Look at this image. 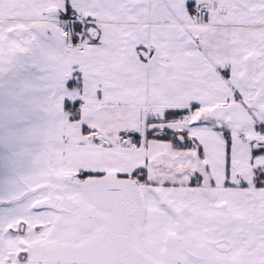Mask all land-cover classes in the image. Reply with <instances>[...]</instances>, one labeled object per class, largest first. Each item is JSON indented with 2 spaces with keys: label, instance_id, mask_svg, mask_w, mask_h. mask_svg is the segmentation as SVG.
I'll use <instances>...</instances> for the list:
<instances>
[{
  "label": "snow or ice",
  "instance_id": "6c2138e0",
  "mask_svg": "<svg viewBox=\"0 0 264 264\" xmlns=\"http://www.w3.org/2000/svg\"><path fill=\"white\" fill-rule=\"evenodd\" d=\"M0 264H264V0H0Z\"/></svg>",
  "mask_w": 264,
  "mask_h": 264
}]
</instances>
